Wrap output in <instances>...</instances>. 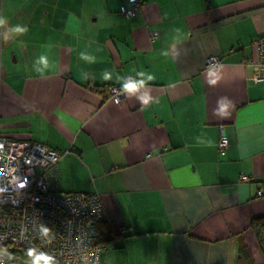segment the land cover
<instances>
[{"label":"crops","instance_id":"crops-1","mask_svg":"<svg viewBox=\"0 0 264 264\" xmlns=\"http://www.w3.org/2000/svg\"><path fill=\"white\" fill-rule=\"evenodd\" d=\"M141 1L0 0V136L57 152L59 191L100 195L99 264H264V0Z\"/></svg>","mask_w":264,"mask_h":264},{"label":"built area","instance_id":"built-area-1","mask_svg":"<svg viewBox=\"0 0 264 264\" xmlns=\"http://www.w3.org/2000/svg\"><path fill=\"white\" fill-rule=\"evenodd\" d=\"M141 0H128L120 14L134 18ZM151 38L155 34L151 33ZM257 49L255 80L264 75V36L254 40ZM218 56L206 59L205 69L220 70ZM128 84L134 80L128 77ZM108 99L120 104L124 90L106 89ZM228 139L219 128L217 148L225 150ZM60 155L29 140L0 136V264H99L106 245L97 242L104 221L99 194L63 193L55 186ZM241 175V181H248ZM262 192H258L261 196Z\"/></svg>","mask_w":264,"mask_h":264},{"label":"trees","instance_id":"trees-1","mask_svg":"<svg viewBox=\"0 0 264 264\" xmlns=\"http://www.w3.org/2000/svg\"><path fill=\"white\" fill-rule=\"evenodd\" d=\"M250 227L255 235L258 246L264 255V217H258V218L252 219L250 221ZM97 232H98V229H97ZM97 242L106 243L107 239L102 238L101 234L99 235L97 234Z\"/></svg>","mask_w":264,"mask_h":264},{"label":"clouds","instance_id":"clouds-1","mask_svg":"<svg viewBox=\"0 0 264 264\" xmlns=\"http://www.w3.org/2000/svg\"><path fill=\"white\" fill-rule=\"evenodd\" d=\"M15 30L16 31H23V29L20 26H17ZM41 60H42V62H44L46 64L45 58L42 57ZM211 75H214V74H211ZM126 87H128V88H134L135 85H133V84L130 83V84L126 85Z\"/></svg>","mask_w":264,"mask_h":264}]
</instances>
